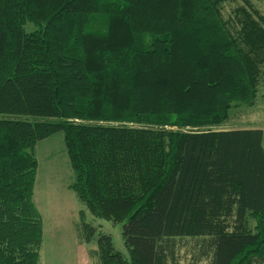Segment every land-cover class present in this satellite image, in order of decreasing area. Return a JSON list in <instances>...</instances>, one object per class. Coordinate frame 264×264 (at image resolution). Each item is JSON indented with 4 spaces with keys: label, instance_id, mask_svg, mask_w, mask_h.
<instances>
[{
    "label": "trees",
    "instance_id": "trees-1",
    "mask_svg": "<svg viewBox=\"0 0 264 264\" xmlns=\"http://www.w3.org/2000/svg\"><path fill=\"white\" fill-rule=\"evenodd\" d=\"M0 0V264H38L35 145L61 133L70 189L121 223L93 264H264V147L216 129L264 83L248 0ZM80 242L95 229L76 227Z\"/></svg>",
    "mask_w": 264,
    "mask_h": 264
},
{
    "label": "rangeland",
    "instance_id": "rangeland-1",
    "mask_svg": "<svg viewBox=\"0 0 264 264\" xmlns=\"http://www.w3.org/2000/svg\"><path fill=\"white\" fill-rule=\"evenodd\" d=\"M242 1L234 0L223 4V17L227 18L236 6L242 5ZM248 1L264 16V0ZM240 128L261 129L264 135V83L259 85L257 95L251 104H238L233 107L227 122L216 129ZM48 140L36 144L39 146L36 148L38 163L34 200L42 219V243L38 264H93L96 260L90 257L89 251L97 249L98 235L110 236L115 250L128 259L121 237L122 224L93 216L70 189L73 171L61 133L55 134ZM82 223L95 229V238L89 244L78 240L76 227ZM193 245L190 240L184 243L180 249V264H191L189 252Z\"/></svg>",
    "mask_w": 264,
    "mask_h": 264
},
{
    "label": "crops",
    "instance_id": "crops-1",
    "mask_svg": "<svg viewBox=\"0 0 264 264\" xmlns=\"http://www.w3.org/2000/svg\"><path fill=\"white\" fill-rule=\"evenodd\" d=\"M54 136V135H53ZM52 137V136H51ZM51 137H49V138H51ZM49 138H47V139H45V141L46 140H48ZM51 140V139H50ZM44 141V140H43ZM49 141V140H48ZM47 142V141H46ZM39 143V142H38ZM40 144H42V143H40ZM39 146V144L38 145H36L35 146V149H34V152H35V158H36V160H37V157H36V148ZM38 163V162H37ZM34 202H35V200H34Z\"/></svg>",
    "mask_w": 264,
    "mask_h": 264
}]
</instances>
